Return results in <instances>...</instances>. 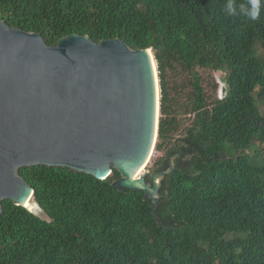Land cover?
I'll return each instance as SVG.
<instances>
[{
	"label": "trees",
	"instance_id": "16d2710c",
	"mask_svg": "<svg viewBox=\"0 0 264 264\" xmlns=\"http://www.w3.org/2000/svg\"><path fill=\"white\" fill-rule=\"evenodd\" d=\"M0 0V19L151 49L159 84L156 206L62 166L18 173L50 220L1 201L0 264H264V0ZM229 5L232 11L229 12ZM224 74L223 91L213 73Z\"/></svg>",
	"mask_w": 264,
	"mask_h": 264
},
{
	"label": "water",
	"instance_id": "95a60500",
	"mask_svg": "<svg viewBox=\"0 0 264 264\" xmlns=\"http://www.w3.org/2000/svg\"><path fill=\"white\" fill-rule=\"evenodd\" d=\"M159 114L151 49L117 38L94 42L86 34L49 45L40 33L0 19V203L11 200L49 221L18 173L48 165L97 179L114 168L121 176L117 188L143 190L156 206L177 156L145 181Z\"/></svg>",
	"mask_w": 264,
	"mask_h": 264
},
{
	"label": "rangeland",
	"instance_id": "374dc122",
	"mask_svg": "<svg viewBox=\"0 0 264 264\" xmlns=\"http://www.w3.org/2000/svg\"><path fill=\"white\" fill-rule=\"evenodd\" d=\"M213 76H214L215 80H217L218 85H219L218 93L221 94L223 91V86H224V82H223L224 74L221 72H214ZM160 155H161V152L156 150L155 146H154L153 151H152L151 156H150V159H149V161L145 167V171H148L149 167L152 165L154 160H156L157 157Z\"/></svg>",
	"mask_w": 264,
	"mask_h": 264
},
{
	"label": "clouds",
	"instance_id": "9594fccd",
	"mask_svg": "<svg viewBox=\"0 0 264 264\" xmlns=\"http://www.w3.org/2000/svg\"><path fill=\"white\" fill-rule=\"evenodd\" d=\"M229 12L232 11L231 5H229ZM259 15V4L258 0H252V11L249 13L251 19L255 20Z\"/></svg>",
	"mask_w": 264,
	"mask_h": 264
}]
</instances>
